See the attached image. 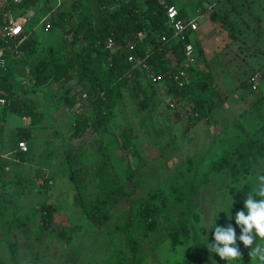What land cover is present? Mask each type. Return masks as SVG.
Listing matches in <instances>:
<instances>
[{
	"label": "rangeland",
	"instance_id": "rangeland-1",
	"mask_svg": "<svg viewBox=\"0 0 264 264\" xmlns=\"http://www.w3.org/2000/svg\"><path fill=\"white\" fill-rule=\"evenodd\" d=\"M74 1L63 0L57 14ZM174 4L186 10L187 19L199 22L192 37L201 38L209 57H197L198 64L213 68L222 103L209 120L195 121L188 100H179L160 81L146 107L140 101L141 85L151 84L146 72L144 78L130 79L111 122L81 131L76 129V115L95 112L96 94L81 96L90 85L76 78L65 87L56 80L36 86L31 74L33 62L47 56L49 47L61 44V30L47 25L45 1L32 14L18 6H2V18L8 12L24 16V31L41 42L31 57L16 52L12 43L0 45V53L19 61L14 75L17 92L37 103L43 120L25 154L19 151L17 136L16 155L3 159L0 154V264H229L208 248L216 224L236 229L242 259L234 264H258L239 240L232 189L248 186L252 191L257 177L264 175V157L250 144L253 138L264 142V0H174ZM95 9L100 6L95 4ZM241 34L244 37L234 41ZM257 70L262 80L252 89L249 79ZM67 86L72 103L60 98ZM7 115L2 103L0 117ZM8 121L9 127L29 125L28 118L13 113ZM125 128L132 137L130 149L122 141ZM239 144L253 155L250 173L235 183L231 171L238 164L235 157L222 170L213 169L212 163ZM68 154L78 156L76 168L82 170L81 180L90 177V192L97 190L95 172L103 163L126 179L127 194L112 208L105 225L91 222L77 203ZM43 177L50 178L48 187L40 185ZM153 193L168 205L149 230L141 206L146 201L160 203ZM43 206L51 208V217H46ZM241 210L247 212L245 205L237 212ZM175 227H182L178 240L172 234ZM257 242L264 244L258 237Z\"/></svg>",
	"mask_w": 264,
	"mask_h": 264
},
{
	"label": "trees",
	"instance_id": "trees-1",
	"mask_svg": "<svg viewBox=\"0 0 264 264\" xmlns=\"http://www.w3.org/2000/svg\"><path fill=\"white\" fill-rule=\"evenodd\" d=\"M40 1L23 0L15 4L9 0V6H18L27 11ZM95 4L100 6L99 10L95 9ZM167 4H174V0H75L70 9L53 17L51 27L61 30V44L58 48L49 47L47 56L34 61L31 74L36 86L56 80L61 87H65L76 78L90 85L87 93L88 96L96 94L95 112L76 115L78 131L88 127L101 129L111 122L123 96V89L129 85L130 79L136 80L137 76L144 78L146 72L157 78L153 81L151 77V84L141 85L140 101L146 107L153 102L155 85L160 81L167 83L169 91L179 100H188L195 121L209 120L210 113L222 103L223 97L217 90L211 70L199 66L197 59L186 68L182 85L170 81L172 73L184 69L188 43L194 44L196 58L203 56L204 50L198 38L192 37V32H189L185 41L174 37L173 27L167 16ZM180 16L186 18L185 9H180ZM212 17L216 16L213 14ZM2 24L3 18L0 15V29ZM26 32L28 36L20 42L18 50L31 57L38 52L41 42L38 37ZM140 33L143 35L140 36ZM109 38L115 41V46H107ZM12 41V38L4 37L0 31V45L6 46ZM14 42L19 43V38ZM130 56L134 59L130 60ZM18 62L17 58L9 57L7 66L0 68V99L4 100V109L8 114L29 119V125L18 127L17 130L19 142H28L34 128L41 124L43 113L33 99H26L17 92L14 75ZM145 64L149 67V72ZM65 89L67 90L60 98L65 103H72L74 97L70 95L71 87L67 86ZM259 100L260 98L255 103ZM121 135L124 147L130 149L132 137L129 130L125 128ZM250 144L259 156L264 157V142L253 138ZM19 151L25 154L28 150ZM252 155L243 144H239L233 150L225 151L219 161L212 163V168L222 170L230 167L231 160L235 157L238 164L231 168L232 181L238 183L250 173ZM66 161L72 169L71 179L77 189V203L91 222L97 226L105 225L112 217V208L127 194L126 179L103 163L95 172L98 177L97 190L90 192V177L87 175V178L81 180L82 170L76 168L78 156L68 154ZM132 177L133 173L129 171L128 178ZM49 180V177H43L40 185L48 187ZM175 189L180 195V188L175 185ZM232 191L235 193L232 214L235 215L244 207L245 198L251 190L244 186L233 188ZM152 198H159L160 203L146 201L141 206L142 221L149 230L156 227L158 216L168 205L167 200L159 193H153ZM43 209L46 217L52 216L49 206H43ZM181 228H174V240L179 239ZM29 264L35 263L32 261Z\"/></svg>",
	"mask_w": 264,
	"mask_h": 264
},
{
	"label": "clouds",
	"instance_id": "clouds-1",
	"mask_svg": "<svg viewBox=\"0 0 264 264\" xmlns=\"http://www.w3.org/2000/svg\"><path fill=\"white\" fill-rule=\"evenodd\" d=\"M244 204L247 212L241 210L234 218L241 229L239 240L245 247L250 248L249 255L252 259L258 264H264V244L257 242V237L264 241V175L257 177L255 189L248 192ZM213 228L214 242L208 244L209 250L229 264L242 259L236 229L232 225L223 227L218 224L211 231Z\"/></svg>",
	"mask_w": 264,
	"mask_h": 264
},
{
	"label": "built area",
	"instance_id": "built-area-1",
	"mask_svg": "<svg viewBox=\"0 0 264 264\" xmlns=\"http://www.w3.org/2000/svg\"><path fill=\"white\" fill-rule=\"evenodd\" d=\"M23 0H10L12 3H21ZM2 6L6 7L9 6V0H0V12L2 10ZM167 8V16L170 25L173 27L174 30V37L177 40L185 41L187 40V37L189 35V32L194 33L199 29V22L196 19H187L180 16V9L177 8L175 4L166 5ZM26 19L24 16H17L14 17L10 12L3 15V24L1 26V34L4 37L12 38L13 41L10 42L14 44L16 52H18V46L20 42H22L27 36V32L24 31L23 25L26 24ZM140 36L143 34L140 33ZM19 38V43H15L14 40ZM9 44V43H8ZM108 47L115 46V41L112 38H109L107 41ZM186 58L183 62L184 69L174 72L171 74L170 81L171 82H178L179 84L184 83V76L186 75V68L189 67V65L196 61V55L194 51V44L188 43L186 45ZM134 57L130 56V60H133ZM7 66V58L5 55L0 53V68H5ZM145 67L147 68V71L149 72V67L145 64ZM262 72L257 70L255 71L249 79V82L253 89H256L262 80ZM151 77L153 81H156L157 78L151 74ZM83 97H88L87 92H83L81 94ZM0 103H4L3 99H0ZM19 147L23 150H27V142L26 141H20Z\"/></svg>",
	"mask_w": 264,
	"mask_h": 264
},
{
	"label": "crops",
	"instance_id": "crops-1",
	"mask_svg": "<svg viewBox=\"0 0 264 264\" xmlns=\"http://www.w3.org/2000/svg\"><path fill=\"white\" fill-rule=\"evenodd\" d=\"M42 1L43 2L45 1V6L47 5V8H48L47 10H49L48 13H47L48 15H47V19L46 20H47L48 27H51V24H52V21H53V17L55 15H57V11H58L60 5L62 4V1L63 0H41L38 3V5H36V6H38V8H39L40 5L42 7V3H43ZM36 6L28 9L27 10V13H30V14L34 13V10H35ZM45 9H46V7H45ZM20 16H22V15H20ZM29 34L30 35H33L30 31H29ZM244 35L241 34V36L240 37L238 36L234 41H238L239 39H241L242 37H244ZM197 38H198L199 42L202 44V47H203V50H204V55L203 56L205 58H208L209 56H208V53H207L206 46L204 45V43L202 42L201 38H199L198 35H197ZM9 44H11V43H9ZM237 47H239V45L238 46L236 45V48ZM210 70L214 74V72H213L214 70H213L212 67H210ZM216 79H217V77L215 76V81H216ZM0 105H2V104L0 103ZM9 115H10V113L6 116V118H4L3 116L0 117V154L2 155L3 159L6 158V157H8L7 159H9L12 156L16 155L15 138L17 136L18 127H21V126L9 127V124H8V122H9L8 121ZM40 125L41 124H39L38 126H40ZM23 126H27V125H23ZM31 136L32 137L28 140V142H30L33 139V137H34V130L32 131V135Z\"/></svg>",
	"mask_w": 264,
	"mask_h": 264
}]
</instances>
